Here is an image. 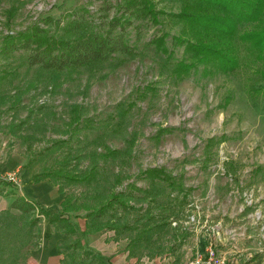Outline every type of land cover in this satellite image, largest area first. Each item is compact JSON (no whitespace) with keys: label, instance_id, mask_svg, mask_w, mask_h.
I'll return each instance as SVG.
<instances>
[{"label":"rangeland","instance_id":"obj_1","mask_svg":"<svg viewBox=\"0 0 264 264\" xmlns=\"http://www.w3.org/2000/svg\"><path fill=\"white\" fill-rule=\"evenodd\" d=\"M152 1L159 25H144L140 40L135 29H127L132 55L57 71L30 65L25 53H3L7 35L37 27L74 41L91 31L89 23L107 28L121 15L123 0H0V133L13 135L43 178L53 175L46 178L57 180L52 182L64 193L63 202L83 206L67 213L62 202L61 212L49 213L30 201L32 213L0 211V264H22L41 239L44 220L51 223L56 213L70 221L72 213L82 218L85 206L98 208L113 190L132 191L133 208L110 209L103 218L110 226L100 231L87 228L86 221L85 236L111 231L131 254L158 264H189L207 247L226 261L239 252L264 256L260 64L240 41L236 71L216 69L214 60L203 63L190 42L201 41L202 33L219 34L173 17L204 14L201 6L194 2L188 11L186 0ZM205 9L223 21L230 18ZM80 15L83 22L75 19ZM46 19L57 24L47 25ZM73 21L81 29L69 32ZM249 23L237 24L239 35L254 26ZM108 149L119 150V158H104ZM94 151L98 156L91 161ZM68 161L72 172L86 176L96 170L97 179L70 183L56 175ZM151 169L163 173L151 176ZM117 174L121 181L114 186ZM10 175L4 181L14 199L21 184L19 177L9 181ZM80 237L76 231L71 245L82 244ZM82 251L72 257L80 261Z\"/></svg>","mask_w":264,"mask_h":264},{"label":"trees","instance_id":"obj_2","mask_svg":"<svg viewBox=\"0 0 264 264\" xmlns=\"http://www.w3.org/2000/svg\"><path fill=\"white\" fill-rule=\"evenodd\" d=\"M188 11L194 6V2L201 6L198 11H203L204 14L196 13H182L173 17L177 20H183L185 24H193L198 28H202L209 32L214 31L219 34L218 36L211 37L202 33V40L191 41L190 47L193 48L197 54L202 55V62L207 63L212 60L217 63L214 65L216 69L222 71L239 69L240 64V50L242 47L239 41L246 47L254 58L252 62L260 68L256 71L258 75L264 78V0H186ZM191 4V5H190ZM111 5L106 8H110ZM121 15L112 17L108 23L107 28L99 30L90 24V29L85 36H80L74 41H65L64 37H53L50 31L45 29L32 27L31 32H22L17 35H7L4 42L2 52L6 54L25 53L27 61L30 65H41L48 70L61 71L67 68H80L87 65L96 64L99 62L107 61L115 54L130 56L134 53V46L130 44V40L127 36V29L132 27L136 31V39L140 40V34L143 26H156L159 25L157 15L154 10V3L152 0H123ZM206 7L211 10H216L222 14H229L230 18L223 21L221 17L212 16L206 12ZM120 8V9H121ZM196 8V7H195ZM187 12V11H186ZM225 16V15H224ZM232 18V19H231ZM75 19L84 21L85 16L80 15ZM73 25L70 27L69 32L81 29L82 23L73 21ZM253 23L251 29L244 30L243 34H238L237 24ZM256 23V24H255ZM45 24H57L52 19H46ZM66 32L61 35L65 36ZM159 38V37H157ZM200 38V37H198ZM177 40V38H176ZM155 38L153 41L159 42ZM158 44V43H157ZM245 49V50H246ZM243 60V59H242ZM205 63V64H206ZM251 63L250 65H253ZM247 65V64H246ZM209 72L206 71V74ZM228 103V99H227ZM119 150L108 149L104 158H119ZM98 154L94 151L88 155V158L93 161ZM110 156V157H109ZM72 163L67 162L60 170L55 171L56 175L65 178L70 183H76L77 181H93L97 179V171H91L86 176L83 173L72 172ZM151 176L159 175L163 173V170L151 169L148 171ZM148 175V174H147ZM50 177L53 175H44ZM120 175L117 174L114 179L115 183H120ZM52 179V178H51ZM55 180V179H54ZM52 180V181H54ZM57 181V180H55ZM7 183L0 184V195L10 196V191H7ZM132 187V185H130ZM139 190V188L134 187ZM11 190H13L11 188ZM132 191H119L113 190L108 196V200L105 204L98 208L85 206V210H88L86 215L87 228L95 231L107 229L110 225V221L103 219L111 209L113 213H117L118 210H129L133 208L132 199H134ZM74 198L73 196H67ZM71 200V199H70ZM67 198L63 202L64 211L70 212V210L83 209V206L77 207L74 203H70ZM75 201V200H74ZM11 208L17 209L22 213H32L33 204L29 200L21 196H16L11 201ZM51 223L54 224L59 231L63 232L66 236L71 237L75 235L76 228L72 221L66 215H60L56 213L52 215ZM101 220L105 221V224L101 223ZM89 222V224H88ZM36 221L31 224L34 225ZM113 229L117 231V226L113 225ZM86 234V231H85ZM2 250V249H0ZM70 254H69V252ZM81 252V260H77L76 257H72L73 254ZM65 252L68 257H71L69 264H105L100 257H96L90 251L85 250L82 244L77 243L74 245H66ZM1 257V255H0ZM76 258V259H75ZM2 261V259H0Z\"/></svg>","mask_w":264,"mask_h":264},{"label":"crops","instance_id":"obj_3","mask_svg":"<svg viewBox=\"0 0 264 264\" xmlns=\"http://www.w3.org/2000/svg\"><path fill=\"white\" fill-rule=\"evenodd\" d=\"M10 174H16L19 177L21 185L17 192L18 196L33 201V203H36L49 213L61 212V204L65 195L60 191L59 186L55 185L52 180L41 176L42 173L38 165L31 163L29 158L21 153L11 133L4 134L1 132L0 184L4 183L5 177ZM6 189L10 193L12 192L11 188ZM11 198L12 195H0V211L9 209ZM72 214L70 215L71 221L76 228L77 235H81L80 240L84 248L96 257H100L105 264H158L156 261H150L146 257L140 258L139 255L131 254L126 249L124 241L114 237L115 235H112L111 231L105 230L95 235L85 236L86 216L81 218L78 213ZM40 226L41 239L38 240L37 246L29 251L22 264L67 263L68 255L65 252V247L71 244V237L68 238L63 232L57 230L48 220H44ZM68 241L69 244L67 243ZM62 245L65 246L64 250L61 247ZM245 247L243 248L248 250ZM227 263L264 264V256L254 257L251 254L239 252L237 256L229 255Z\"/></svg>","mask_w":264,"mask_h":264},{"label":"built area","instance_id":"obj_4","mask_svg":"<svg viewBox=\"0 0 264 264\" xmlns=\"http://www.w3.org/2000/svg\"><path fill=\"white\" fill-rule=\"evenodd\" d=\"M8 180L16 183L18 176L11 174ZM189 264H227V261L213 247H207L205 253L196 256Z\"/></svg>","mask_w":264,"mask_h":264}]
</instances>
